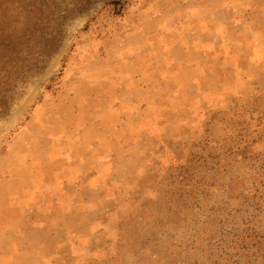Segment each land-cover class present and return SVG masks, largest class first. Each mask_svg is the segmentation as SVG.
Wrapping results in <instances>:
<instances>
[{"label":"rangeland","instance_id":"obj_1","mask_svg":"<svg viewBox=\"0 0 264 264\" xmlns=\"http://www.w3.org/2000/svg\"><path fill=\"white\" fill-rule=\"evenodd\" d=\"M2 1L0 264H264V0Z\"/></svg>","mask_w":264,"mask_h":264},{"label":"trees","instance_id":"obj_2","mask_svg":"<svg viewBox=\"0 0 264 264\" xmlns=\"http://www.w3.org/2000/svg\"><path fill=\"white\" fill-rule=\"evenodd\" d=\"M47 7L45 5L35 7L34 9L37 12V15L34 16V12L31 10L33 7H30L29 4L25 2L24 4L18 3L16 7V3L12 2V4L8 5L7 1L0 0V67L2 66L1 64L3 63V60L8 63L13 61V58L18 61L17 63H19L20 60L25 63L26 58L21 57V55L19 56L18 54L24 50L26 51L25 55L29 54L27 48H31L34 50L33 52H36L35 44L39 39H44L46 35L45 33L48 24L45 21L46 13L44 9H47ZM19 10H21L22 13L24 12V14L20 15L18 13ZM6 12H14L17 16L4 18L6 17ZM44 44L45 41L40 46L42 49H44ZM10 53L11 57L4 56L5 54L9 55ZM42 54L41 51V55ZM22 70H24V67L21 68L20 71ZM14 90L15 88L8 89V91L11 92ZM10 111L11 108L5 111H0V114H7Z\"/></svg>","mask_w":264,"mask_h":264},{"label":"crops","instance_id":"obj_3","mask_svg":"<svg viewBox=\"0 0 264 264\" xmlns=\"http://www.w3.org/2000/svg\"><path fill=\"white\" fill-rule=\"evenodd\" d=\"M41 263H43V264H44V263H46V261H45L44 259H41Z\"/></svg>","mask_w":264,"mask_h":264}]
</instances>
